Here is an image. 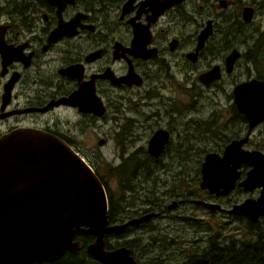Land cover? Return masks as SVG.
<instances>
[{
  "label": "flooded vegetation",
  "instance_id": "af4514ba",
  "mask_svg": "<svg viewBox=\"0 0 264 264\" xmlns=\"http://www.w3.org/2000/svg\"><path fill=\"white\" fill-rule=\"evenodd\" d=\"M236 2L240 6L235 9ZM262 3L264 0H0V48L5 51L4 55L0 52V138L15 130L42 131L72 147L96 170L92 159L81 152H94L83 149L88 140L82 137L94 130L95 120L110 113L121 159L115 165L130 158L139 168L153 169L150 178L140 176L135 190L123 191L118 199L126 204H130L124 200L129 195L148 199L143 202L146 207L128 212L135 214L132 217L155 215L132 228L153 232L156 229H147V225L157 220L186 222L190 243L201 246L196 229L202 225L209 232L219 229H211L204 216L222 215L236 226L237 217L260 222L264 216L253 222L229 212L260 194L259 188L245 191L238 184L251 168L247 163L240 164L239 176L226 194L217 195L199 183L205 156H221L233 140L246 137L241 145L244 150L264 153L260 140L264 120L248 133V119L234 103L236 86L252 80L264 82V48L259 49L258 43L261 38L264 44V32L254 36L255 29L242 30L252 23L256 5ZM245 8H250L251 17ZM161 23L167 27L157 31ZM192 24L196 28L189 34L173 31V26ZM201 61L205 63L197 67ZM236 67L242 72L231 80L229 92L225 90L230 99L225 112L218 113L203 102L191 111L192 100L200 94L218 95L212 88L228 79ZM213 102L223 107L220 101ZM192 128L195 135L190 133ZM204 131L210 135L202 141ZM156 134L154 144L165 137L159 151L150 146ZM209 141L214 147L204 148ZM104 142L108 141L100 138L97 143ZM197 148L204 154L194 155ZM104 184L108 198L114 183ZM246 227L239 226L244 232ZM168 239L173 247L178 245L175 233L170 232Z\"/></svg>",
  "mask_w": 264,
  "mask_h": 264
},
{
  "label": "water",
  "instance_id": "95a60500",
  "mask_svg": "<svg viewBox=\"0 0 264 264\" xmlns=\"http://www.w3.org/2000/svg\"><path fill=\"white\" fill-rule=\"evenodd\" d=\"M249 9L245 11L251 17ZM0 52L5 53L2 48ZM234 103L246 115L249 133L264 120V82L252 80L236 86ZM157 136L150 146L159 151L165 137L154 144ZM245 140L231 141L221 156H205L200 186L226 194L239 176L240 164L247 163L251 168L238 184L245 191L259 188L260 194L229 212L254 222L264 216V153L244 150ZM153 215L110 223L104 186L88 161L59 138L33 129L15 130L0 138V264L56 261L66 251L76 253L84 246L75 236H93L85 249L101 264H139L128 247L106 249L105 237L136 228Z\"/></svg>",
  "mask_w": 264,
  "mask_h": 264
},
{
  "label": "trees",
  "instance_id": "16d2710c",
  "mask_svg": "<svg viewBox=\"0 0 264 264\" xmlns=\"http://www.w3.org/2000/svg\"><path fill=\"white\" fill-rule=\"evenodd\" d=\"M258 43H260V45L263 44L261 38ZM253 46L256 47L254 43ZM99 163L100 162L97 160L93 162L96 169ZM108 167H110L109 174ZM134 172H138V174L135 175ZM152 173L153 169L150 166L139 168L138 162H134L130 158H128L124 164H110L107 166L104 174L100 173L101 176H99L105 183L109 181L112 182L113 179L120 190L116 193L113 191L109 194L111 196L108 197V220L110 223H122L126 218L135 215L131 212L126 214V211L146 207L143 202L148 199L144 196H137L135 198L132 197L133 195H129L124 200L130 202V204L124 202L121 203L118 199L123 196V191L135 190L134 183L137 182L138 177L141 176V179L147 180ZM236 220L247 225L246 228L248 231L245 233L252 236L251 239L245 240L244 238H241L242 235L239 234L237 240L231 239L228 240V242H225L224 240L221 241L217 238V235L209 236L205 246H198L197 248L199 249L195 250V252L182 256L180 259H169L168 256H162L160 254H152L153 256H148L145 253V250L150 251L157 249L161 252V247H155V242H149L148 245L145 246L143 243L144 233H134L135 231L133 230H135V228L132 227H129L125 232L119 235H107L105 237V248L112 249L119 246L128 247L132 250V254L139 264H264V218L258 223H249L242 217H237ZM147 226V229H154V225L149 224ZM110 236H114L116 239L111 241L109 239ZM256 236L258 238H256ZM76 238L80 239L84 244V246L76 253L65 252L56 261L35 262L30 264H101L99 261L92 258L85 249V245L93 240V236H76Z\"/></svg>",
  "mask_w": 264,
  "mask_h": 264
},
{
  "label": "rangeland",
  "instance_id": "374dc122",
  "mask_svg": "<svg viewBox=\"0 0 264 264\" xmlns=\"http://www.w3.org/2000/svg\"><path fill=\"white\" fill-rule=\"evenodd\" d=\"M243 3L245 2H252L253 0H240ZM240 6V2H236L234 5V8H238ZM233 8V7H232ZM163 27H167L165 24H159L157 27V31H159L160 28ZM174 30L176 32H180L181 34H189L191 33L196 26L194 24L186 26L185 28H182L180 26H173ZM264 28V3L256 5V12L253 16V20L252 23L248 26H243L242 30L244 32H248V31H252L255 29L254 31V36L259 34L260 32H264V30L262 29ZM253 36V37H254ZM255 48V47H254ZM264 48V44H261L259 46V49ZM176 55H174V57H169V58H175ZM205 61H201L198 65H202L204 64ZM242 72V69L240 67H236L235 71L233 72V74L231 76H227L229 77L228 79L225 80V78L217 84L216 87L212 88V91H216L219 92L218 95H214L213 93L206 91L202 94H200L199 96L195 97L194 101L192 104H190V108L191 111H193V108L199 103V102H203V103H207L208 105H210L213 108H216V112L221 113V112H225V110L227 108H229V104H230V99L228 98V95L226 94L225 90H230V83L231 80L235 81L238 79V74ZM225 80V82H224ZM215 88V89H214ZM179 92H176V97L179 96ZM191 101V102H192ZM213 101H220V103H222L223 107L215 104ZM152 105V102H150V106ZM197 109V108H196ZM132 112H135V110H133ZM192 123H194V120H192ZM116 125L115 122L113 121V119L110 116V113L107 115L106 118H102L100 120H95V126L93 127L94 130L90 131L88 133L87 136L83 135V138H87L88 140V144H82L83 149L84 150H94V152H89V151H81L83 154H85V156H88L89 158L92 159V161L94 162L95 160L99 161L100 163L97 165V169L94 171V173L96 174V176L98 177V179L104 184V182L102 181V178L100 177L101 174H104V172H106V168L107 166L110 164H117L121 159H120V155L118 152V149L116 147V140H115V136H116V132L115 129L116 127L114 126ZM263 127H261L259 130H261ZM258 130V131H259ZM225 132V131H224ZM191 135H195V129L192 128L190 130ZM201 139L202 141L206 140L207 137L210 135V132L208 131H204L201 132ZM227 133V132H225ZM100 138H104L106 139L108 142L105 144V142L101 145H98V140ZM225 139V137H224ZM260 140L261 142L264 143V134L260 136ZM118 144H120V140H117ZM214 147V142L209 141L206 143V145L204 146V148H213ZM261 148L264 150V147L261 146ZM199 148H197L194 151V155H202L204 154L203 152H200L198 150ZM93 154H95L96 156H93ZM86 159V158H85ZM101 173V174H100ZM100 175V176H99ZM139 178V177H138ZM201 182V181H200ZM114 183L113 187H112V191H114V193H116L117 187L118 185L116 184L115 180L112 179V182ZM151 184V183H150ZM116 185V187H114ZM152 186V184H151ZM200 186V183H199ZM105 187V184H104ZM105 192L107 195V189L105 187ZM108 196V195H107ZM142 197V196H141ZM117 198V197H116ZM128 212V211H126ZM196 218V216H195ZM204 220L208 221L206 222L207 225L209 227H211V229H218V231H214V232H209V231H205L203 229H205V225H202L201 228L196 229L195 230V236L196 239L200 240V245H206L207 244V239L209 236H214L217 235L219 237V239H224V241L226 242L227 240H231V239H238V235L241 234L242 237L245 240H249L251 239L252 236L247 235L243 230H241L239 228L243 227L244 223H240L238 221H236L238 223L239 226H236V224L233 222V220L229 219L228 217H224L222 215H219V218H211L209 216H204L203 217ZM221 225H223V227H220ZM154 229H156L153 232H147L145 230H143V228H139V229H135L133 231H135L134 233H144L143 234V243L145 244V246L148 245L149 242H155L154 246L161 247V252H159L157 249H153L150 251L145 250V253L148 256H153L152 254H160L162 256H168L169 259H180V257L182 256H186L189 253L195 252V250L199 249L197 248V244H191L190 243V238L187 235V229H186V222H180L179 224H175V223H171L170 221H154ZM193 231V230H192ZM170 232H173L176 234L177 237V246H172L169 242L168 239V235L170 234ZM193 234V233H190ZM256 238H258L256 236ZM109 239L111 241H114L116 238L114 236H110ZM146 249V247H145ZM67 252V251H66Z\"/></svg>",
  "mask_w": 264,
  "mask_h": 264
},
{
  "label": "bare ground",
  "instance_id": "6f19581e",
  "mask_svg": "<svg viewBox=\"0 0 264 264\" xmlns=\"http://www.w3.org/2000/svg\"><path fill=\"white\" fill-rule=\"evenodd\" d=\"M91 168H92V167H91ZM92 169H93V168H92ZM93 170H94V169H93ZM94 171H95V170H94ZM200 187H201V186H200ZM236 205H237V204H236ZM234 206H235V205H234ZM234 206H233V207H234Z\"/></svg>",
  "mask_w": 264,
  "mask_h": 264
}]
</instances>
